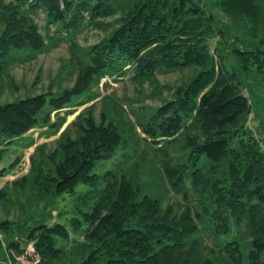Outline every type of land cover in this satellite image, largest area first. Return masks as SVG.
I'll return each instance as SVG.
<instances>
[{"label": "trees", "instance_id": "16d2710c", "mask_svg": "<svg viewBox=\"0 0 264 264\" xmlns=\"http://www.w3.org/2000/svg\"><path fill=\"white\" fill-rule=\"evenodd\" d=\"M38 10L69 37L87 24L102 25V17L120 15L118 25L80 49L70 87L0 101V177L19 160L1 165L9 144L33 127L56 134L66 118L57 112L96 99L95 93L71 104L103 77L131 71L132 81L141 84L159 72L194 71L170 87L172 98L151 106L147 117L137 114L134 123L126 124L123 107L106 95L99 119L93 103L85 106L52 149L28 139L24 145H34L29 169L11 182L13 196L0 187L1 210L12 205L9 213L16 215L19 207L20 216L41 199L42 207L54 209L79 183L98 193L68 226L38 222L24 229L18 220L0 218V263L7 264L8 247L20 252L18 233L33 241L40 257L35 264H264V0H0V77L11 84L8 67L16 54L47 50L56 38L39 31L32 16ZM138 138L154 155L145 156L146 171L130 172L140 153ZM130 143L133 153L124 167L92 172L97 161ZM156 163L163 182L153 179ZM168 190L182 193V207L163 204ZM197 221L214 235L245 223L250 239L203 247ZM68 227L82 240L65 258L57 241L70 237Z\"/></svg>", "mask_w": 264, "mask_h": 264}, {"label": "rangeland", "instance_id": "374dc122", "mask_svg": "<svg viewBox=\"0 0 264 264\" xmlns=\"http://www.w3.org/2000/svg\"><path fill=\"white\" fill-rule=\"evenodd\" d=\"M210 8L217 14L219 19L222 21L228 20L219 9L212 6ZM119 15L120 12L117 11L111 16L102 17L100 18V21L103 23L102 25L95 27L92 24H87L83 29L75 31L72 36L69 37L61 27L57 26L56 23H47L45 13L42 10H38L36 14H33L32 16L39 27V31L48 37H50L49 35H53V37L56 38H50V43L48 42L46 45L47 50H42L37 53L18 52L16 54L15 59L10 62L8 67V73L12 77L13 84L8 81L7 76L2 75V77H0V85L4 84L2 94L0 95V101L11 100L14 97H22L29 94L31 95L38 92H44L48 89L55 91L57 89L70 87L75 79L79 65L77 57L81 54L80 49L97 42L102 36L106 35L112 28H114V26L118 25L117 17ZM215 41L216 38L209 41L211 48H213ZM193 71L194 69L191 67L181 71L159 72L156 74L153 82L146 81L141 84L132 81L131 71H128L122 76L113 75L110 77H103L98 85H93L91 87V91L83 93L80 96H75L72 99L71 104L78 101H85L90 95L93 96L95 93L96 95L98 94L96 99L84 105H72L57 112V115H65L66 118L65 123L56 134L48 133L46 126L33 127L23 134V136L16 138L7 146L1 160V165H7L10 162L15 161L17 157H19V160H17L15 166L12 167L11 171L7 175L2 178L0 177V187L7 186L10 191V195H12L11 191H13L14 185L11 182L19 176L27 173L29 169V156L33 152L34 145L44 142L46 143V151L56 146L55 140L59 133L85 106L93 103V115L98 120L101 108L106 104V101H102L101 99L102 97L109 95L113 101L119 102V104L123 107L124 110L122 111V118L126 121V124L128 123L127 121H133L134 123L136 122L135 118L137 114L140 113L141 117H147L152 112L151 106H158L162 101L172 98L173 94L170 87H175L181 82V80L188 79L192 75ZM107 102H109V104L111 103L109 99ZM70 110L74 112L72 114H68L66 111ZM57 115L52 113V119ZM254 124L255 122L253 121V125ZM75 130V125L69 126V131L72 135H74ZM136 130L137 134L142 137L143 133L140 128L136 127ZM28 139L34 141L33 146L26 147L24 145L27 143ZM138 139L139 140L137 141L135 147L136 151L140 153L137 157H135L133 162L128 165L131 170L130 172H134L136 170L139 172L140 170L146 171L147 168L143 167V164L145 163V156L147 154H153V152L149 153L146 150V145H144L145 147L140 146L143 145L145 141L142 138ZM135 140L136 137L133 138V143ZM146 144L149 143L147 142ZM131 147L132 144L130 143L129 147H126L125 149L119 148L110 159L97 161L92 172L100 175L105 170L121 169L128 162L133 153V149L130 150ZM142 155H144V160L141 157ZM152 169L154 173L153 179L162 180L160 163H156ZM145 185L146 184L144 183V186ZM145 191L147 192L146 189ZM97 193V190L87 184L79 183L72 193L62 196L63 199H59V201L56 200L54 204H52L54 209H50V207H42L43 200L41 199V203L38 207L34 206L33 210L25 208L22 215L18 216L17 214L21 213V209L19 207L17 208L18 213L14 215L12 212L9 213L8 210L12 207V205L10 206L3 203L6 206L5 209H0V218H13L14 220H18L21 222L24 229H27L38 222L52 224L54 221H58L68 226L71 217H78L82 211L89 209V206L96 199ZM181 196L182 193L176 194L172 190H168L164 195L163 204L172 202L176 203L179 207H182L184 205V200ZM49 211H51V215ZM57 211L63 213L61 214ZM56 215H59V217ZM197 224L199 227V234L203 240V247L222 245L227 241L238 238V236L240 239H250V234L248 233V228L245 223H242L238 228L232 227L229 232L217 235H214L208 228V225L204 222L197 221ZM69 231L70 237L67 240L57 241V246L63 248L65 251V258L70 257L68 256L72 251V247L70 246L76 244L77 241L82 240L81 235L71 231L70 228ZM14 239L18 242L20 252L14 254V257L16 256V258L11 261V248L13 247L5 249L4 251L5 257L7 258V264H35L39 261L40 257L35 250L33 241L26 239L23 234L18 233L14 234ZM3 247H6V245L4 244Z\"/></svg>", "mask_w": 264, "mask_h": 264}, {"label": "crops", "instance_id": "0c3cea01", "mask_svg": "<svg viewBox=\"0 0 264 264\" xmlns=\"http://www.w3.org/2000/svg\"><path fill=\"white\" fill-rule=\"evenodd\" d=\"M2 178V177H1ZM10 253V252H9ZM11 261H13L14 258H16V256L14 257V254H17L16 252H14V250L11 249Z\"/></svg>", "mask_w": 264, "mask_h": 264}, {"label": "water", "instance_id": "95a60500", "mask_svg": "<svg viewBox=\"0 0 264 264\" xmlns=\"http://www.w3.org/2000/svg\"><path fill=\"white\" fill-rule=\"evenodd\" d=\"M0 264H2V262Z\"/></svg>", "mask_w": 264, "mask_h": 264}]
</instances>
